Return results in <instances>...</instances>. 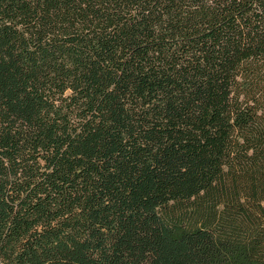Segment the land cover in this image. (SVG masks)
Here are the masks:
<instances>
[{"label": "trees", "instance_id": "1", "mask_svg": "<svg viewBox=\"0 0 264 264\" xmlns=\"http://www.w3.org/2000/svg\"><path fill=\"white\" fill-rule=\"evenodd\" d=\"M0 264H264V0H0Z\"/></svg>", "mask_w": 264, "mask_h": 264}]
</instances>
